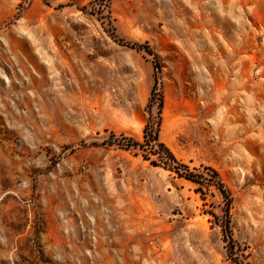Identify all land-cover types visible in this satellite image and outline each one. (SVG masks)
<instances>
[{"label":"rangeland","instance_id":"obj_1","mask_svg":"<svg viewBox=\"0 0 264 264\" xmlns=\"http://www.w3.org/2000/svg\"><path fill=\"white\" fill-rule=\"evenodd\" d=\"M156 82L186 167L124 146ZM237 263L264 264V0H0V264Z\"/></svg>","mask_w":264,"mask_h":264},{"label":"trees","instance_id":"obj_2","mask_svg":"<svg viewBox=\"0 0 264 264\" xmlns=\"http://www.w3.org/2000/svg\"><path fill=\"white\" fill-rule=\"evenodd\" d=\"M101 5L104 6L106 9L110 8L111 0H99ZM120 44L136 48L139 50H145L149 54L153 55L155 60L157 59V54L152 50L148 42L139 43L134 41L125 40L123 38L116 39ZM152 96L150 98V103L157 102L158 105V115L155 120L149 119L147 123L144 126L143 129V137L144 140L141 142L139 140L134 141H128L126 145H124L126 148H139L142 150L144 149V146L150 145L151 150L150 153L152 155H157L161 162L164 164L167 168H175L179 169L180 167H186V165L180 163V161L177 159L175 154L171 151V149L160 139V130L162 125V112H163V104H164V96L162 88H158L157 82L154 84L152 88ZM145 159L151 160L150 156L146 153H144ZM151 163L154 165H160L161 163H158L155 160H151ZM186 178L193 180L195 182L202 183L206 181L208 186H215L218 191L221 193V195L224 197L225 205H224V221L221 224L222 230H223V241L225 242V247L228 251V254L230 256H233L235 253H237L239 249V243L235 239L233 230H232V220H231V209L233 206V195L230 190V188L225 184L224 180L221 177V174L218 170L212 167L207 168V172L205 176L196 177L195 175L186 174ZM200 178H203L204 181H202ZM238 264V263H237ZM243 264V263H242ZM248 264V263H247Z\"/></svg>","mask_w":264,"mask_h":264}]
</instances>
